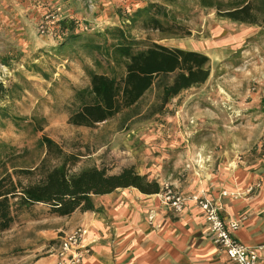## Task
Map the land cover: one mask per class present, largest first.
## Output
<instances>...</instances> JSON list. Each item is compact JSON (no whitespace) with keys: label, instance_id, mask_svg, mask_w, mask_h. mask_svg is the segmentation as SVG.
Returning a JSON list of instances; mask_svg holds the SVG:
<instances>
[{"label":"rangeland","instance_id":"1","mask_svg":"<svg viewBox=\"0 0 264 264\" xmlns=\"http://www.w3.org/2000/svg\"><path fill=\"white\" fill-rule=\"evenodd\" d=\"M212 1L221 9L203 7L200 0H0V82L8 89L0 100V177L35 183L59 165L41 141L45 136L77 156L71 173L97 167L117 174L133 167L155 180L159 193L145 194L154 207L165 208L152 196L166 186L219 198L223 171L229 176L237 164L264 159V0ZM153 3L168 14L160 17L161 26L142 11ZM246 4L256 23L222 15ZM114 27L136 40V50L157 43L207 55V80L182 91L160 113H148L157 95L152 88L135 108L104 122L68 123L79 105L75 92L89 87L90 71L117 78L124 73L104 50L86 53L83 39L65 43L68 33L104 47L116 42L103 35ZM213 39H233L234 47L218 49L216 56ZM92 199L95 205L98 198ZM70 223L41 203L18 213L0 232V264H43L52 256L56 262L61 238L74 229Z\"/></svg>","mask_w":264,"mask_h":264},{"label":"trees","instance_id":"2","mask_svg":"<svg viewBox=\"0 0 264 264\" xmlns=\"http://www.w3.org/2000/svg\"><path fill=\"white\" fill-rule=\"evenodd\" d=\"M203 7L221 9L220 2L200 0ZM249 4L234 6L222 15L243 23H256L257 17ZM141 11V10H139ZM151 13L148 21L161 26L160 17L165 19V7L150 4L142 9ZM70 23H73L71 21ZM65 28V21H62ZM72 33V32H70ZM69 34L65 43L83 39L82 48L86 53H102L103 50L117 63L122 64L124 73L119 78L90 71L88 88L77 90L75 100L79 105L70 113L68 123L75 126L92 127L115 115L133 109L152 88L157 91L156 101L149 108V115L160 113L168 102L182 91L204 83L209 76L207 55L157 43L135 49L136 40L121 27L107 28L104 34L116 39L114 44H95L93 39L81 34ZM101 36L102 33L96 34ZM111 50V51H110ZM8 89L0 82V100ZM42 143L49 154L59 157L61 163L47 169L40 181L22 184L10 175L0 177V232L11 226L18 213L41 203L57 216H70L74 211H96L93 196H101L117 189L135 188L143 194H157L160 186L155 180H148L133 167L124 168L117 174H108L97 167L69 172L77 156L62 151L51 139L43 136ZM23 173H30L26 170Z\"/></svg>","mask_w":264,"mask_h":264},{"label":"crops","instance_id":"3","mask_svg":"<svg viewBox=\"0 0 264 264\" xmlns=\"http://www.w3.org/2000/svg\"><path fill=\"white\" fill-rule=\"evenodd\" d=\"M236 169L229 176L223 171L221 185L229 194L221 190L214 199L226 219L239 222L235 237L257 248L258 264H264V159ZM94 197L96 211L67 216L72 228L86 230L83 241L91 247L80 264H232L212 243L192 202L177 216L167 207L149 205V196L135 189ZM54 263V256L43 261Z\"/></svg>","mask_w":264,"mask_h":264},{"label":"built area","instance_id":"4","mask_svg":"<svg viewBox=\"0 0 264 264\" xmlns=\"http://www.w3.org/2000/svg\"><path fill=\"white\" fill-rule=\"evenodd\" d=\"M159 203L181 214L192 202L199 208L212 243L232 264H258L259 250L249 247L235 237L239 228L237 220H228L223 214L222 206L214 199L202 194H185L175 188L165 187L159 195ZM86 230L77 226L61 238L56 253L55 264H80L91 247L83 241Z\"/></svg>","mask_w":264,"mask_h":264},{"label":"bare ground","instance_id":"5","mask_svg":"<svg viewBox=\"0 0 264 264\" xmlns=\"http://www.w3.org/2000/svg\"><path fill=\"white\" fill-rule=\"evenodd\" d=\"M218 33H219V30H217L215 32V34H218ZM233 39H235V38L233 37ZM233 39L232 40H227V39L216 40V39H213V44H210L209 46H212L213 48L217 49V50H215V54H216V56H218L217 54H218V52H219L220 49L221 50H224L227 47H231V48L234 47V45H231V46L229 45V43L230 44H234L235 43V41ZM152 198H154L155 200H157L156 198H158V195L152 196Z\"/></svg>","mask_w":264,"mask_h":264}]
</instances>
